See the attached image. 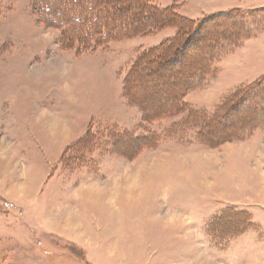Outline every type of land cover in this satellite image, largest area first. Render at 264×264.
I'll return each mask as SVG.
<instances>
[{
    "label": "rangeland",
    "instance_id": "obj_1",
    "mask_svg": "<svg viewBox=\"0 0 264 264\" xmlns=\"http://www.w3.org/2000/svg\"><path fill=\"white\" fill-rule=\"evenodd\" d=\"M262 1L153 0L235 16L182 108L152 115L166 92L124 80L175 27L64 47L29 0H0V264H264V92L231 110L264 77Z\"/></svg>",
    "mask_w": 264,
    "mask_h": 264
},
{
    "label": "trees",
    "instance_id": "obj_2",
    "mask_svg": "<svg viewBox=\"0 0 264 264\" xmlns=\"http://www.w3.org/2000/svg\"><path fill=\"white\" fill-rule=\"evenodd\" d=\"M29 1L44 26L62 32L59 43L64 47L76 43L85 49L89 44H104L112 40L147 35L162 28L175 27L177 33L174 38L139 56L124 80V88L127 92L131 94L134 92L135 95L136 92L141 93L142 101L145 97L151 96L148 95L149 93L145 94L146 82L166 92L168 98L159 101V106L150 110L152 115L162 114L164 111H167L165 114L168 115L170 111L182 108L185 92L193 89L196 80L205 75L207 70L205 64L211 59L209 50L225 38L224 28L228 22L234 21L235 16L229 12H221L188 21L173 10L155 9L152 5L153 0ZM217 27L221 30L216 35L214 31L218 30ZM209 30L213 33L211 36L207 35ZM196 44L207 45V49L196 47ZM202 49H206V53ZM180 52L182 55L193 54L192 60H182ZM172 61H179L181 64L179 70L174 71V76L167 75L168 73L161 74V68L171 64ZM256 83L251 88L240 90L238 94L241 97L237 99L231 110L240 107L244 103V97L253 90H256L257 97L260 96V92L263 95L264 77Z\"/></svg>",
    "mask_w": 264,
    "mask_h": 264
},
{
    "label": "crops",
    "instance_id": "obj_3",
    "mask_svg": "<svg viewBox=\"0 0 264 264\" xmlns=\"http://www.w3.org/2000/svg\"><path fill=\"white\" fill-rule=\"evenodd\" d=\"M261 3H262V4L260 5V7L263 6L264 2L262 1ZM257 4H258V3H257ZM221 10H227V9H222V8H221V9H219V10L216 9V10H213V11H210V12H212V13H213V12H222ZM263 74H264V73H263ZM260 76H261V75H260ZM262 76H263V75H262ZM253 81H254V80H253ZM242 83L245 84V83H247V82H246V81H243ZM2 197H3V196H2ZM3 198H5V199L7 200V202L10 203V204H12V205L17 203V201H15V200H13V199L7 197V196H4Z\"/></svg>",
    "mask_w": 264,
    "mask_h": 264
},
{
    "label": "snow or ice",
    "instance_id": "obj_4",
    "mask_svg": "<svg viewBox=\"0 0 264 264\" xmlns=\"http://www.w3.org/2000/svg\"><path fill=\"white\" fill-rule=\"evenodd\" d=\"M213 33L211 30L208 31L207 35L211 36Z\"/></svg>",
    "mask_w": 264,
    "mask_h": 264
}]
</instances>
